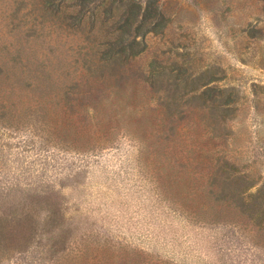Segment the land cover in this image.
I'll list each match as a JSON object with an SVG mask.
<instances>
[{"label": "trees", "instance_id": "16d2710c", "mask_svg": "<svg viewBox=\"0 0 264 264\" xmlns=\"http://www.w3.org/2000/svg\"><path fill=\"white\" fill-rule=\"evenodd\" d=\"M167 23L158 0H0V148L31 153L40 169L63 164V154L80 157L81 171L125 140L170 212L198 227L239 224L264 250V177L229 155L228 139L238 145L228 123L240 96L220 84L221 67L195 69L183 52L131 64L145 36ZM259 114L255 133L264 146ZM36 198L0 207V248L29 244L42 214L55 236L51 264H179L73 235L61 208Z\"/></svg>", "mask_w": 264, "mask_h": 264}, {"label": "rangeland", "instance_id": "374dc122", "mask_svg": "<svg viewBox=\"0 0 264 264\" xmlns=\"http://www.w3.org/2000/svg\"><path fill=\"white\" fill-rule=\"evenodd\" d=\"M158 2L168 23L162 32L145 36L146 49L131 64L145 65L154 55L165 60L183 52L195 59V69L220 66L224 75L220 84L235 87L240 96L228 123L238 145L228 139L229 155L251 164L264 177V146L255 133L259 113L264 114L262 1ZM7 142L14 145L15 140ZM117 147L99 154L81 171L74 166L80 157L63 154V164L49 161L48 168L40 169L31 153L1 147L0 207L10 210L25 197H46L61 208L64 225L75 226L73 235L83 231L84 237L100 241L105 237L179 264H264V250L251 244L247 228L198 227L170 212L139 163L136 148L125 140ZM39 216L29 244L18 250L0 248V264L52 263L53 228L43 225V215ZM75 248L73 244L68 252Z\"/></svg>", "mask_w": 264, "mask_h": 264}]
</instances>
